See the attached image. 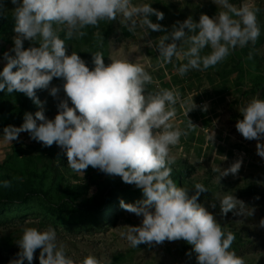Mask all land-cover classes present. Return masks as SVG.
I'll return each mask as SVG.
<instances>
[{
	"label": "clouds",
	"instance_id": "obj_1",
	"mask_svg": "<svg viewBox=\"0 0 264 264\" xmlns=\"http://www.w3.org/2000/svg\"><path fill=\"white\" fill-rule=\"evenodd\" d=\"M11 2L17 5L13 9L16 35L10 50L14 54L4 53L0 91L22 93L40 110L34 115L26 113L19 127H5L4 139L11 143L27 132L45 147L55 143L64 149L68 167L74 172L84 175L91 166L140 189L142 201L131 204L120 200L121 208L142 217L139 226H127V232L121 233L131 247L182 240L192 246L197 264H246L243 257L230 250L235 234L225 232L216 214L199 202L208 189L202 183H196L194 189L177 186L171 178L170 165L175 163L171 149L196 128L190 119L186 128L175 123L176 105L184 104L180 91L162 88L150 92L147 86L153 83V77L144 66L111 58V63L105 64L99 51L92 53L90 69L77 52L68 53L66 41L86 36V28H98L105 21H118L130 33L139 28L144 36L149 30L164 32L155 43L148 41V46L158 49L160 67L174 59L180 61L176 72L183 77L191 70L215 67L237 47L255 45L261 35L257 19L260 9L248 2L237 7L229 0H213L219 9L215 18L201 13L197 22L190 15L167 31L151 19L154 15L158 21L163 20V12L135 0ZM26 40L38 46L25 48ZM206 48L210 51L202 54ZM53 78L63 80L64 98H59L60 87L50 88V95L59 102L57 114L49 119L45 115L46 101L39 100L37 91L49 89ZM196 107L192 97L185 115ZM239 112L243 118L237 120L236 130L246 140H256L257 155L264 158V143L260 142L264 141V99L252 98ZM214 137L215 133L209 134L210 142ZM242 163V158L237 159L221 177L236 176ZM210 207L215 209L217 204ZM219 209L221 219L230 212L237 216H253L255 212L254 208L246 210L244 202L233 194L219 199ZM259 226L264 228V218ZM17 244L18 259L10 264H24L25 260L32 264L37 249L39 264H102L94 255L82 260L68 256L50 225L43 230L23 228Z\"/></svg>",
	"mask_w": 264,
	"mask_h": 264
},
{
	"label": "rangeland",
	"instance_id": "obj_2",
	"mask_svg": "<svg viewBox=\"0 0 264 264\" xmlns=\"http://www.w3.org/2000/svg\"><path fill=\"white\" fill-rule=\"evenodd\" d=\"M135 2L150 3L163 12V20L158 21L154 15L151 19L167 31H171L176 21L182 22L190 15L198 22L201 13L214 18L219 10L213 0ZM229 2L237 7L248 2L260 9L257 19L261 35L256 44L237 47L215 67L205 71L191 70L183 77L176 72L180 61L174 59L160 67L158 49L148 46V41L155 43L164 32L149 30L144 36L139 28L130 33L118 21H105L98 28H86V36L66 43L68 53L77 52L90 69L93 67L92 53L99 51L105 64L111 63V58L127 59L144 66L153 77V83L147 86L150 92L162 88L180 91L184 104L176 105L175 123L186 128L190 119L196 128L187 137H181L180 143L171 149L175 158V163L170 165L171 178L177 186L189 189L202 183L208 192L201 194L199 202L216 214L225 232L235 234L230 250L243 257L246 264H264V228L259 226L264 218V158L257 155V141L246 140L235 127L237 120L243 118L239 112L241 107L254 97L264 99V0ZM16 6L11 0H0V71L5 64L4 53L14 54L10 50L16 35L13 17ZM60 35L64 38L63 32ZM30 46L38 44L26 40L24 47ZM209 51L206 48L202 54ZM62 84V79L53 78L49 89L37 91L39 100L46 101L45 115L49 119L57 114L59 102L50 95V88L60 87L59 98L62 99ZM192 97L197 107L186 116ZM69 106H72L70 102ZM38 110L39 107L24 94L0 91V114L9 118L8 123L0 122V264L18 259L17 242L23 228L43 230L49 225L56 230L58 243L65 245L66 254L76 260L94 255L102 264H197L192 246L182 240L133 248L121 236L122 232H127V226H139L142 222V217L120 206L121 199L131 204L144 199L142 191L134 185L124 184L120 177H110L91 166L84 175L76 173L68 167L64 149L55 143L45 147L31 139L27 132L20 133L18 140L11 143L4 139L5 127L21 126L26 113L34 115ZM211 133H215V137L210 142ZM240 158L243 163L239 173L221 177L224 169ZM225 194L242 200L246 210L254 208V215L237 216L230 212L221 219L219 199ZM212 203L217 204L215 209L210 207ZM62 204L83 208L82 214L73 211L83 225L76 232H70L61 223L58 208ZM102 219L104 224L97 226ZM39 252L37 249L34 253L32 264H39Z\"/></svg>",
	"mask_w": 264,
	"mask_h": 264
},
{
	"label": "trees",
	"instance_id": "obj_3",
	"mask_svg": "<svg viewBox=\"0 0 264 264\" xmlns=\"http://www.w3.org/2000/svg\"><path fill=\"white\" fill-rule=\"evenodd\" d=\"M9 118L5 114H0V122L8 123ZM59 209V219L61 223L66 226L70 230V232H76V230L80 229L82 225L80 217L74 215L73 211H79L82 214L83 208L80 205H69V204H62L60 205ZM104 224L103 219L97 223V226H101Z\"/></svg>",
	"mask_w": 264,
	"mask_h": 264
},
{
	"label": "water",
	"instance_id": "obj_4",
	"mask_svg": "<svg viewBox=\"0 0 264 264\" xmlns=\"http://www.w3.org/2000/svg\"><path fill=\"white\" fill-rule=\"evenodd\" d=\"M215 18V17H214Z\"/></svg>",
	"mask_w": 264,
	"mask_h": 264
}]
</instances>
